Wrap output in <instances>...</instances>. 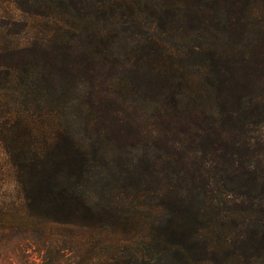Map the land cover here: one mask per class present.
<instances>
[{
    "label": "trees",
    "instance_id": "obj_1",
    "mask_svg": "<svg viewBox=\"0 0 264 264\" xmlns=\"http://www.w3.org/2000/svg\"><path fill=\"white\" fill-rule=\"evenodd\" d=\"M14 3L0 246L47 224L102 244L88 264H264V0Z\"/></svg>",
    "mask_w": 264,
    "mask_h": 264
},
{
    "label": "rangeland",
    "instance_id": "obj_2",
    "mask_svg": "<svg viewBox=\"0 0 264 264\" xmlns=\"http://www.w3.org/2000/svg\"><path fill=\"white\" fill-rule=\"evenodd\" d=\"M16 0H0V27L9 26L10 19L17 21L19 29L21 25L26 21V15L16 7ZM35 0H32L34 2ZM177 0H172L176 2ZM49 4V1L46 3ZM28 23L29 20H27ZM170 48L172 51H176L178 44L171 43ZM191 63H195L191 61ZM254 72L253 70H249ZM250 74V73H249ZM252 76V74H250ZM147 71L144 72V81L142 82L145 92L155 93L160 86H156V82L150 77ZM173 79L167 78L166 82L161 84V88H169L168 86L173 83ZM141 108H145L141 105ZM105 125L111 131L116 129L115 123L107 119ZM137 126L141 127V130L146 129L147 125L144 118H141L137 122ZM180 127V126H178ZM180 129V128H178ZM128 139H133V133L126 129ZM114 139H117L116 135ZM116 145V144H114ZM117 144L114 148V153L120 156L124 152L132 150L130 147L116 149ZM126 146V145H124ZM129 153V152H128ZM0 164L2 169L7 170V167L3 160V155L0 149ZM15 186L11 181V178H6L5 181L0 180V200L11 199L17 197L15 194ZM34 232H28L26 230H18L14 233L9 234L6 239L2 242L3 246H0L1 260L4 264H88L97 263L95 256L96 249L98 251L103 247L102 244H98V247H94V239L87 233H79L74 229H68L67 227H53L47 224L39 225L34 228ZM73 232V233H72ZM94 249V250H93ZM95 251V254H93ZM100 257V252L98 253ZM93 257V258H91ZM92 260H89V259ZM99 259V258H98Z\"/></svg>",
    "mask_w": 264,
    "mask_h": 264
}]
</instances>
